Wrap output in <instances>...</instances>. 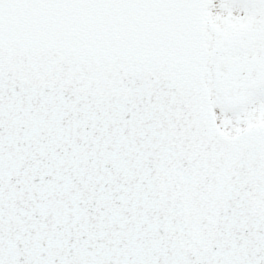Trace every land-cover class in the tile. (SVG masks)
Masks as SVG:
<instances>
[{
	"label": "snow or ice",
	"instance_id": "6c2138e0",
	"mask_svg": "<svg viewBox=\"0 0 264 264\" xmlns=\"http://www.w3.org/2000/svg\"><path fill=\"white\" fill-rule=\"evenodd\" d=\"M0 264H264V0H0Z\"/></svg>",
	"mask_w": 264,
	"mask_h": 264
}]
</instances>
